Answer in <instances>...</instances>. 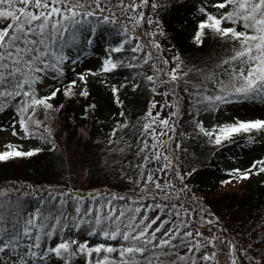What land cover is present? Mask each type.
I'll use <instances>...</instances> for the list:
<instances>
[{"label": "snow or ice", "instance_id": "6c2138e0", "mask_svg": "<svg viewBox=\"0 0 264 264\" xmlns=\"http://www.w3.org/2000/svg\"><path fill=\"white\" fill-rule=\"evenodd\" d=\"M161 6L160 0H0V113L8 108L15 109L11 135L20 140L35 138L43 124L41 110L46 115L53 109L51 101L61 94L62 89V94L69 99L89 96L84 88L75 91L78 81L87 84L83 71L73 73L78 79L66 83L64 79L65 66L76 63L65 50L77 45L80 30L89 18L102 17L105 23H118L123 15L132 24L131 29L122 28L124 35L128 36L129 32L145 24L158 26L159 21L154 20L152 14L158 15ZM197 11L200 19L193 37L197 45L203 44L207 30L221 39L232 41L237 47L234 55L219 66L228 65L220 73L213 71L190 76L191 70L182 72V62L179 56H174L177 63L165 73L167 79L160 75L145 77L153 85L154 93L157 85L170 84L172 87L169 91L156 93L171 99L163 106L152 102L144 118L147 122L136 129L141 145L137 149L141 164L137 167L144 168L139 182H134V191L139 194L135 198L112 196L103 202L96 198L84 202L61 193L59 198L52 197V208L38 207L21 213L19 205L13 206L6 193L0 191V264H210L216 259L217 251L210 252L209 249L216 248L215 242L219 238L203 236L200 228L204 225L197 226L193 220V216L202 210L186 204L181 198V194L187 192L184 181L191 173L179 174L167 155L154 151L163 147V142L150 143L148 137L167 136L175 130L174 123L170 125L169 121L178 114L179 103L173 104L172 100L180 101L179 91L189 97L187 102L204 106L197 112L233 103L255 105L253 111L260 114L252 119H240L236 115L231 123L214 125L209 131L205 130L203 121L197 123L200 132L216 145L223 143L222 136L230 140L236 135H246L250 142H254L255 136L264 135V0H201ZM90 32L95 33L96 28L91 27ZM155 35V32H143V36ZM140 39L141 34L137 33L110 48L109 58L98 70L90 69L88 75L116 70L117 62L111 53H121L125 45H129L128 50L134 54L132 60H143L147 64L153 57L152 52L135 55L144 53L148 43L133 45V40ZM149 42L154 48H160L154 39ZM84 43L90 46L92 40L86 39ZM119 63L126 62L119 60ZM168 63L166 59L162 61L164 65ZM127 66L135 67L130 63ZM152 67L155 69V65ZM222 76L226 81L221 79ZM49 80L54 83L48 84V92L38 95L39 86ZM204 80L212 81L213 87H204ZM112 92L116 102L120 103L119 89L112 86ZM62 107L57 106L58 109ZM94 107L89 105L85 110ZM161 107L176 111H170L168 118L157 121ZM157 122L162 126L159 132L153 127ZM128 127L126 123L118 124L112 136ZM2 131L5 129L0 126ZM4 147L0 161L31 157L41 150L22 151L21 146L11 143ZM161 160L165 163L148 170V164ZM169 169L180 182L179 188L171 179L160 178L159 174L167 175ZM233 173L236 174L234 178L245 180L252 175L264 174V158L253 160L247 169H231L229 175ZM114 200L130 202L118 208ZM81 234L86 238L81 239ZM227 243L229 254L236 252L235 242L228 240ZM249 249L244 250L245 255ZM259 255L256 253L248 259L253 264H264V256L256 258ZM231 264L245 262L234 259Z\"/></svg>", "mask_w": 264, "mask_h": 264}, {"label": "trees", "instance_id": "16d2710c", "mask_svg": "<svg viewBox=\"0 0 264 264\" xmlns=\"http://www.w3.org/2000/svg\"><path fill=\"white\" fill-rule=\"evenodd\" d=\"M160 3L162 6L158 9V15L152 14V18L159 21L158 26L154 24L149 27L145 24L125 36L122 28L127 26L131 29L132 24L123 15L118 23H105L102 17L89 18L80 30V41L65 50L75 59L95 55L103 63L109 58L110 48L140 33L141 39L133 40V45L137 42L148 43L144 53L135 55L144 56L145 53L152 52L153 57L147 64L143 60H132L134 54L128 50L130 46L125 45L121 53H111L114 62H117L116 70L92 76L86 85L78 81L75 91L86 89L89 92L87 98L76 96L69 99L62 94V89L61 94L51 101L53 109L48 110L46 115L41 110L40 119L43 124L33 138L37 141L34 149L41 150L31 157L0 161V191L6 193L13 206L19 205L21 213L38 207L52 208V197L59 198L61 193L84 202H91L93 198L103 202L112 196L135 198L139 193L134 191V182L139 178L138 174L144 171V168L137 167L141 164L137 154L141 145L136 129L147 122L144 118L155 94L153 85L145 77L160 75L163 78L167 67L162 64L163 50L171 49L174 66L177 61L173 57L179 56L182 72L191 70L190 76L197 73L211 74L213 71L220 73L228 67L219 66L234 55L237 46L232 41L221 39L207 30L202 45H197L193 40L200 19L197 8L201 0H160ZM210 11L215 12V9ZM91 27L96 28L95 33L90 32ZM145 30L155 32L156 35L143 36ZM86 39L92 40L90 46L84 43ZM153 39L160 44L159 49L149 42ZM196 45L198 47L194 49ZM119 60L126 63L121 64ZM129 63L135 67H128ZM152 65H155V69ZM74 72L72 64L68 63L65 66V83L70 79H78ZM209 82L211 81L204 80L203 86L211 89ZM51 83L54 82L49 80L39 86L38 95L47 93L48 84ZM194 83H199V80H194ZM112 86L119 89L120 103L116 102ZM179 95V111L173 134L176 144L175 147L168 144L165 154L173 163V158L177 152L183 151L185 143L186 152L191 151L190 156L184 152L187 165L177 166L173 163L179 174L191 173L186 176L184 183L187 184V192L181 194V198L186 204L202 210L194 215L196 218L200 214L216 217L224 232L235 242L239 256L248 259L249 256L260 253L256 257L260 259L264 256V174L237 182L236 185L227 183L233 182L236 174L229 175L230 170L222 167L214 155L213 143L204 141L201 136L185 138L179 134V130L184 132L194 126L193 113L204 107L187 102L189 97L183 91H179ZM59 105L63 107L58 109ZM89 105L95 107L86 111ZM207 111L212 112L214 109ZM121 113L124 115L121 116ZM14 118L15 109L8 108L0 113V126L11 132ZM121 123L128 124V129L112 136L113 130ZM41 135L43 138H40ZM191 144L194 145L193 148L190 147ZM197 151L200 152V159L197 158ZM172 177V183L179 188L180 182L171 169L167 176L163 175V180H172ZM228 187H233L234 190ZM129 202L113 201L118 208ZM80 238L86 237L81 234ZM92 239L96 240L95 237ZM245 249H249L247 255L244 254ZM210 264L219 263L214 260Z\"/></svg>", "mask_w": 264, "mask_h": 264}, {"label": "rangeland", "instance_id": "374dc122", "mask_svg": "<svg viewBox=\"0 0 264 264\" xmlns=\"http://www.w3.org/2000/svg\"><path fill=\"white\" fill-rule=\"evenodd\" d=\"M197 45L194 49H197ZM206 51V50H205ZM171 49L167 48L164 49L162 54L164 57V60H168L169 63L167 64L166 70L164 69L162 79H167V76L165 73L170 72L171 69L174 67L172 63V57H171ZM200 54V52H199ZM198 54V55H199ZM73 64V63H72ZM74 69L77 72L83 71L86 79L89 80L92 76L88 75V71L91 70H98L101 66V60L99 57L96 56H91V57H86V58H81L79 57L76 60V63L73 64ZM221 79H225L226 77H221ZM209 86L213 87V82H209ZM172 85L170 84H165V85H157L156 86V92L154 94V100L153 102L158 103L159 105L163 106L166 104L167 100H170L171 97L165 98L162 95L156 94V93H162L164 91H169L171 89ZM216 87H219L217 84ZM173 104H176L177 101L172 100ZM255 108V105L249 106L247 104H227V105H222L221 109L215 110L214 113L210 114L208 112H198L195 115V120H196V125L192 128H188L184 132L181 130L179 134H182L185 136V138H188L190 136H195L197 138L198 136H201L204 141H207V139L202 136L203 133L200 132L199 127H197V123L199 121L204 122V127L206 131H209L212 129L214 125H222L224 123H231L233 120V117L236 115H239L240 119H252L254 118V115H259V111H253ZM150 109V108H149ZM155 111V110H153ZM170 111H176V109L168 108V107H161L160 109V116L157 117V121L160 118H168V113ZM178 117V114L176 117L170 118V125L175 126V119ZM194 124V123H193ZM153 127L156 129L157 132H159L162 128L161 125L158 124H153ZM5 129V128H4ZM174 131H170L167 136L163 137H148V140L150 143H155L157 140L163 142V147L157 148L154 151H159L162 154L166 155V151L168 149V144H172L175 147V139L174 136ZM223 143L221 146H218L217 151H216V156H218L223 163V165L228 168V169H235L239 168L241 170L247 169L250 164L252 163L253 160H256L257 158H264V135H259L255 136L254 142H250L248 136L246 135H236L233 136L230 140H225L224 137H221ZM7 143H11L15 146H21L22 151H26L29 149H34L37 146V141L34 139H27V140H20L18 137H15L11 135V132L7 129L5 131L0 132V152L5 150V145ZM186 144V143H185ZM185 144L183 146V151L182 155L180 156V152H177V155L175 158H173V163H176L177 166H182V165H187V158L184 155V152L187 156H190L191 151L186 152ZM193 144L190 145V147L193 148ZM203 151V149H202ZM197 158L200 159V152L197 151ZM195 163L197 161H194ZM165 161L161 160L156 163H152L148 165V170H151L154 167H160ZM192 164V161L191 163ZM178 171V170H177ZM169 173V171H168ZM167 173V174H168ZM140 173L138 174V176ZM160 178L163 179L164 173H160ZM167 176V175H166ZM131 177V176H130ZM254 175L251 176L253 178ZM170 179V178H169ZM174 178L172 177V182ZM242 181H233L230 184L236 185L237 182ZM135 182H139V178L136 179ZM238 187V186H235ZM229 189H233V187H228ZM201 216L204 217L203 220H201ZM199 219L196 220L197 226H200L203 224L204 226L200 228V231L203 233L204 237H212L216 236L219 239L215 242L216 243V248L212 249L210 248L209 251H217V256H216V261H218L220 264H231L232 260H243L245 264H253L252 260L247 259V257L244 256H239L240 258L237 257L236 252L232 253L231 255L229 254L228 248V238H230L227 234H225L223 231H221L219 225L220 222L214 217L211 216L210 214H205V215H199ZM193 218H196L193 216ZM212 221L213 223L207 224L206 221ZM223 241V243H221ZM222 250V251H221Z\"/></svg>", "mask_w": 264, "mask_h": 264}]
</instances>
